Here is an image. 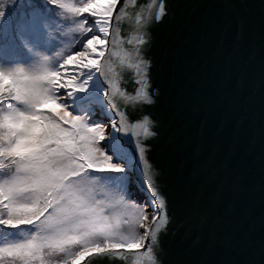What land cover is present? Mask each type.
<instances>
[{"label":"snow or ice","instance_id":"1","mask_svg":"<svg viewBox=\"0 0 264 264\" xmlns=\"http://www.w3.org/2000/svg\"><path fill=\"white\" fill-rule=\"evenodd\" d=\"M129 3L37 0L11 22L0 0V264H163L172 216L147 155L159 121L145 107L160 98L148 50L155 25L182 31L194 5ZM57 9L72 15L79 50L60 35ZM130 16L136 34L125 38ZM49 40L59 44L46 54ZM138 169L140 201L130 187Z\"/></svg>","mask_w":264,"mask_h":264},{"label":"water","instance_id":"2","mask_svg":"<svg viewBox=\"0 0 264 264\" xmlns=\"http://www.w3.org/2000/svg\"><path fill=\"white\" fill-rule=\"evenodd\" d=\"M191 3L182 12L189 25H155L148 50L160 98L145 107L159 121L147 155L172 216L160 259L264 264V0ZM136 27L130 16L122 36ZM135 176L145 196L139 169Z\"/></svg>","mask_w":264,"mask_h":264},{"label":"trees","instance_id":"3","mask_svg":"<svg viewBox=\"0 0 264 264\" xmlns=\"http://www.w3.org/2000/svg\"><path fill=\"white\" fill-rule=\"evenodd\" d=\"M8 2L10 6L7 8V16L9 18V21L15 22L20 18L22 12L27 13L31 11L32 6L36 5L37 0H8ZM69 2L80 4L81 0H69ZM56 13L58 25L62 28V32L60 33V35L64 37L65 44H70L73 50H79V48L75 44V41L79 40L81 37L78 33L72 31V15L69 13L61 14V10L59 9L56 10ZM4 40L5 37L3 35V32H0V44L4 43ZM55 44H59V41L49 40L47 44L40 45V50L45 51L46 54H51L52 51L57 50L54 48ZM137 201L139 200L137 199Z\"/></svg>","mask_w":264,"mask_h":264},{"label":"rangeland","instance_id":"4","mask_svg":"<svg viewBox=\"0 0 264 264\" xmlns=\"http://www.w3.org/2000/svg\"><path fill=\"white\" fill-rule=\"evenodd\" d=\"M131 187V190L133 191L134 193V197L137 198L139 201L142 200L144 198V196H142L140 193H141V190L139 188V185L136 183V184H133L130 186Z\"/></svg>","mask_w":264,"mask_h":264}]
</instances>
